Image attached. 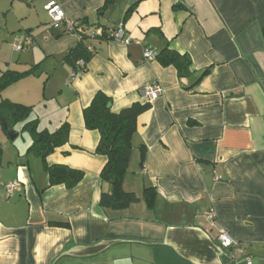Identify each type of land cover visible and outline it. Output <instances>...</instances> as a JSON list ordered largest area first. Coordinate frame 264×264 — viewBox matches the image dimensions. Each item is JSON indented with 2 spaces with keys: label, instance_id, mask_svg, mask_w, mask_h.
Segmentation results:
<instances>
[{
  "label": "crops",
  "instance_id": "1",
  "mask_svg": "<svg viewBox=\"0 0 264 264\" xmlns=\"http://www.w3.org/2000/svg\"><path fill=\"white\" fill-rule=\"evenodd\" d=\"M18 1L29 8L21 32L1 31L0 75L34 71L0 102L30 107L40 131L67 123L69 133L43 162L21 124L13 141L0 126V264H264V0H114L100 15L105 0ZM50 1L69 22L108 34L121 26L130 44L90 41L86 70L73 75L63 55L79 38L52 28ZM24 35L29 48L13 51ZM164 41L188 55L190 78L144 60L146 47ZM151 84L162 93L137 118L122 180L138 201L101 208L107 159L95 154L100 136L85 129L82 111L97 92L115 114L144 104ZM53 166L83 178L71 189L50 186ZM10 183L18 188L7 195ZM220 231L238 243L235 256L220 248Z\"/></svg>",
  "mask_w": 264,
  "mask_h": 264
},
{
  "label": "trees",
  "instance_id": "2",
  "mask_svg": "<svg viewBox=\"0 0 264 264\" xmlns=\"http://www.w3.org/2000/svg\"><path fill=\"white\" fill-rule=\"evenodd\" d=\"M113 1L114 0H105L103 7L98 10L97 15L102 14ZM135 5L136 4L132 5L126 11L122 24L125 23L135 9ZM96 29H100V35L91 36V32ZM115 30L116 29H113V31ZM151 32L154 31L150 30L149 33ZM157 32L159 33V30H157ZM70 33L77 35L79 38V43L63 55V60L70 61L72 72H77L79 70L76 66L78 61L83 60L87 64L92 57L93 50L90 51V46L88 45L90 41H112V33L108 34L105 28L99 25H91L87 20L77 22V25ZM163 43L164 44L158 50L146 47V49L149 48L155 52L154 61L164 68L173 67L176 70L177 76L181 79L190 78L193 74L190 71L191 61L188 55L171 50L167 41ZM33 71L34 68L24 73L13 71L3 72L0 75V94L10 85L31 75ZM206 74L207 70L201 72L192 86H195ZM192 86H190V88ZM108 104H110V99L102 92H97L89 105L83 109L82 116L85 129L99 133L100 139L95 154L104 156L107 159L100 176L102 181L109 184V192L101 194L100 206L101 208L121 209L138 201V198L134 194L126 193L122 190V180L126 173L132 150L131 140L136 133L137 118L150 109V103H136L117 114L110 111ZM30 117V107L12 103L7 100L0 102V121H4L12 132H14L13 129L15 126L21 124L22 131L26 132L31 138L29 150L44 162L45 158L55 149L67 143L69 126L67 123H63L53 133L40 131L38 129L37 120H31ZM143 161L144 151L140 156L141 164ZM46 170L49 176L50 186L61 184L67 189H71L83 178L81 172L66 167H46ZM148 191L149 190H146V192Z\"/></svg>",
  "mask_w": 264,
  "mask_h": 264
},
{
  "label": "built area",
  "instance_id": "3",
  "mask_svg": "<svg viewBox=\"0 0 264 264\" xmlns=\"http://www.w3.org/2000/svg\"><path fill=\"white\" fill-rule=\"evenodd\" d=\"M44 11L46 12L49 20H50V25L52 28H60L61 26H64L67 32H72L73 28L77 25V22H69L61 7L55 3L54 1L48 2L44 7ZM91 36H98L100 35V29H96L91 32ZM111 39L114 42L118 43H123L125 45H129L130 41L128 38L125 37L123 29L121 26H119L113 33L111 34ZM31 39L29 35H24V36H17L13 42L12 50L15 52H23L29 48ZM93 49H90L92 51ZM155 56V52L152 51L151 49L147 48L144 49L143 51V57L145 61H153ZM76 66L78 67L77 72H73V75H76L78 73H81L85 70L86 68V63L83 60H80L76 63ZM162 93V90L159 86L157 85H145L141 89V95L142 98L147 102V103H152L154 102ZM18 188V183H10L5 185V191L7 195H11L15 189ZM209 218L211 220L214 219V216L212 213L209 214ZM219 240V246L221 249H231L233 256L238 252L239 250V245L238 243L233 240L231 237H229L224 231H220V234L218 236Z\"/></svg>",
  "mask_w": 264,
  "mask_h": 264
},
{
  "label": "rangeland",
  "instance_id": "4",
  "mask_svg": "<svg viewBox=\"0 0 264 264\" xmlns=\"http://www.w3.org/2000/svg\"><path fill=\"white\" fill-rule=\"evenodd\" d=\"M28 8L29 4L18 0H0V40L3 35L1 31L5 25L10 33L18 34L21 32L24 28V18L27 16Z\"/></svg>",
  "mask_w": 264,
  "mask_h": 264
},
{
  "label": "water",
  "instance_id": "5",
  "mask_svg": "<svg viewBox=\"0 0 264 264\" xmlns=\"http://www.w3.org/2000/svg\"><path fill=\"white\" fill-rule=\"evenodd\" d=\"M108 108H110V104H108ZM0 124H1V126H2V128L4 129V131L6 132V135H7V137H8V139L10 140V141H13L15 138H16V134L14 133V132H12L8 127H7V125L5 124V122L4 121H0Z\"/></svg>",
  "mask_w": 264,
  "mask_h": 264
}]
</instances>
